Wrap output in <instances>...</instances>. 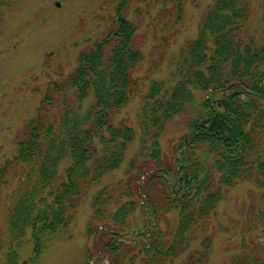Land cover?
Returning <instances> with one entry per match:
<instances>
[{"label": "trees", "instance_id": "obj_1", "mask_svg": "<svg viewBox=\"0 0 264 264\" xmlns=\"http://www.w3.org/2000/svg\"><path fill=\"white\" fill-rule=\"evenodd\" d=\"M150 1H119L115 27L65 78L48 83L16 153L0 165V253L9 247L0 264H39L86 201L96 264L105 257L111 264H210L208 231L225 189L244 181L264 189V33L251 24L253 0H213L197 37L169 60V80L154 78L162 66L154 61L135 75L145 61L137 36ZM16 2L0 0V28ZM185 3L162 0L153 22L174 15L180 23ZM134 5L138 21L127 16ZM136 100L138 129L116 119ZM178 116L187 131L166 158L161 136ZM118 170L124 178L101 185ZM172 212L175 228L164 229L160 221ZM254 231L263 240L252 241ZM241 237L229 264H264L263 209L248 216ZM24 245L32 252L21 260Z\"/></svg>", "mask_w": 264, "mask_h": 264}, {"label": "rangeland", "instance_id": "obj_2", "mask_svg": "<svg viewBox=\"0 0 264 264\" xmlns=\"http://www.w3.org/2000/svg\"><path fill=\"white\" fill-rule=\"evenodd\" d=\"M119 1L17 0L5 12V20L0 28V165L16 153V141L36 114L48 83L65 78L75 69L79 56L91 47L93 41L107 35L115 27L113 17ZM150 2V11L140 18L145 20L139 30L140 36H137V44L145 54V61L135 75H146L154 61L162 64L161 72L155 73L154 78L169 80V60L179 53L187 40L197 37L200 21L213 0H186L180 23L175 21L174 15L153 22L160 14L162 0ZM171 3L168 1L170 9ZM137 6L145 8L146 5ZM135 8L136 5L132 6L127 16L138 21L139 16L133 12ZM252 9L251 24L255 33L262 36L264 0H253ZM138 106L139 101H133L122 109L116 119L125 120L138 129ZM186 131L183 116L167 124L160 140L164 157L175 156L174 148ZM135 148L136 144L128 157ZM121 178H124L122 170L111 172L101 185ZM1 208L5 209V205L2 204ZM258 209L264 210V189L250 181L225 189L208 231L213 237L210 264H229L242 238L244 222ZM91 213L90 202L86 201L79 208L69 233L53 244L39 264H96L100 255L94 238L87 234ZM138 220L140 222L142 218ZM176 222L177 215L172 212L164 216L160 225L164 229H174ZM0 226H5L2 214ZM257 231L253 233L252 241L263 240ZM246 238L248 242L251 240L250 236ZM8 248L6 245L0 253L2 262L7 258ZM31 249L30 246H21L20 259H27ZM99 264H111L109 257L102 258Z\"/></svg>", "mask_w": 264, "mask_h": 264}]
</instances>
